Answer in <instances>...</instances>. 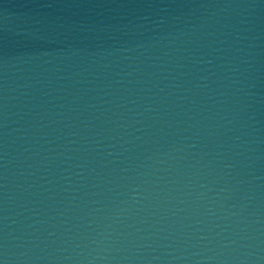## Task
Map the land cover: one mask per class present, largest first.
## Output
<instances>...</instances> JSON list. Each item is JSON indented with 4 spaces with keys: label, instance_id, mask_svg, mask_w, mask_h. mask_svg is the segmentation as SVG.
<instances>
[{
    "label": "water",
    "instance_id": "water-1",
    "mask_svg": "<svg viewBox=\"0 0 264 264\" xmlns=\"http://www.w3.org/2000/svg\"><path fill=\"white\" fill-rule=\"evenodd\" d=\"M2 264H264V0H0Z\"/></svg>",
    "mask_w": 264,
    "mask_h": 264
},
{
    "label": "snow or ice",
    "instance_id": "snow-or-ice-1",
    "mask_svg": "<svg viewBox=\"0 0 264 264\" xmlns=\"http://www.w3.org/2000/svg\"><path fill=\"white\" fill-rule=\"evenodd\" d=\"M0 264H2V261H0Z\"/></svg>",
    "mask_w": 264,
    "mask_h": 264
}]
</instances>
